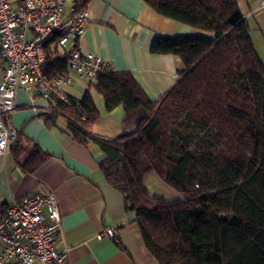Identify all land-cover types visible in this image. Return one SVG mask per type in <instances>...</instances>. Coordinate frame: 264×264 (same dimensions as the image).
<instances>
[{"label":"trees","instance_id":"obj_1","mask_svg":"<svg viewBox=\"0 0 264 264\" xmlns=\"http://www.w3.org/2000/svg\"><path fill=\"white\" fill-rule=\"evenodd\" d=\"M155 12L200 33L156 35L150 51L180 58L176 83L151 99L126 70L100 73L78 100L49 98L47 125L63 117L81 144L103 152L105 180L123 197L145 247L159 264H264V63L236 0H143ZM88 0H76V9ZM67 60L47 47L49 78ZM93 88L110 111L124 109L121 132L106 138L92 131L99 114ZM16 158L23 149L18 131ZM49 156L34 143L20 162L31 172ZM154 172L181 194H152Z\"/></svg>","mask_w":264,"mask_h":264},{"label":"crops","instance_id":"obj_2","mask_svg":"<svg viewBox=\"0 0 264 264\" xmlns=\"http://www.w3.org/2000/svg\"><path fill=\"white\" fill-rule=\"evenodd\" d=\"M261 1L236 0L264 63ZM86 8L87 22L77 40L78 48L109 62L113 70L130 72L151 99L170 89L183 67L176 55L150 51L155 36L201 32L158 14L143 0H88ZM3 67L0 54V81ZM60 87L71 100L80 99L85 90L84 82L77 78ZM89 92L99 114L92 131L106 138L117 136L123 107L117 105L107 111L102 95L93 88ZM15 102L12 123L23 136V149L16 158L12 141L0 158V207L10 198L52 189L61 214L55 247L65 251L66 264H159L144 245L134 211L124 208L122 194L105 180L98 167L103 156L98 146L73 140L62 116L47 125L44 116L49 114V101L33 90L18 88ZM34 143L49 156L27 172L20 162ZM107 226L114 228L113 236L99 237Z\"/></svg>","mask_w":264,"mask_h":264},{"label":"built area","instance_id":"obj_3","mask_svg":"<svg viewBox=\"0 0 264 264\" xmlns=\"http://www.w3.org/2000/svg\"><path fill=\"white\" fill-rule=\"evenodd\" d=\"M264 5V0L261 1ZM88 11L76 9V0H0V54L4 61L0 81V158L18 130L12 123L18 88L33 90L49 100L68 101L61 89L75 78L85 88L109 62L78 48ZM47 47L67 60V69L49 79L43 72ZM52 109L47 106V111ZM61 214L54 190L10 198L0 207V264H66V253L56 249ZM107 226L98 234L113 236Z\"/></svg>","mask_w":264,"mask_h":264},{"label":"rangeland","instance_id":"obj_4","mask_svg":"<svg viewBox=\"0 0 264 264\" xmlns=\"http://www.w3.org/2000/svg\"><path fill=\"white\" fill-rule=\"evenodd\" d=\"M145 184L152 194L161 195L166 198L179 197L181 195L165 184L154 172L147 174Z\"/></svg>","mask_w":264,"mask_h":264}]
</instances>
